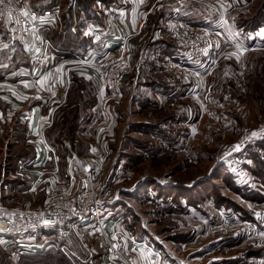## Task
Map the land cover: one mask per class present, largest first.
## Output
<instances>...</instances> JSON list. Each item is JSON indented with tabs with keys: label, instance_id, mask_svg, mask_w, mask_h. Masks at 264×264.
<instances>
[{
	"label": "rangeland",
	"instance_id": "1",
	"mask_svg": "<svg viewBox=\"0 0 264 264\" xmlns=\"http://www.w3.org/2000/svg\"><path fill=\"white\" fill-rule=\"evenodd\" d=\"M14 1L30 12L27 1ZM186 1L198 4L195 16L213 15V31L199 17L203 25H178L176 33L159 30L153 39L152 30L168 23L167 15L183 16L180 8L172 12L171 6L157 5L141 30L139 48L130 58L124 50L131 64L118 93L108 97L101 90L97 104L93 89L90 95L80 81L85 86L79 90L76 84L71 92L76 99L65 108L69 130L60 138L57 126L52 136L63 143L57 147L60 155H81L95 165L97 178L106 181L103 218L120 224L141 243L127 246L131 260L264 264V0ZM30 2L57 8L64 12V20L77 24L95 23L126 4V0ZM165 8L172 15H162ZM261 19L263 24L254 26ZM4 23L0 14V25ZM51 30L53 34L58 28ZM195 32H202L211 47L201 65L181 63L175 55L165 60L159 53L163 45L158 41L182 49ZM0 189L6 210L29 205L27 199H16L12 187ZM29 234H46L38 242L44 251L41 262L32 259L25 264H111L96 227L79 231L80 239L64 228L18 235L30 239ZM88 251L90 259L80 262L77 258L85 259ZM16 258L11 255L9 260L17 264ZM6 262L0 257V264Z\"/></svg>",
	"mask_w": 264,
	"mask_h": 264
},
{
	"label": "crops",
	"instance_id": "2",
	"mask_svg": "<svg viewBox=\"0 0 264 264\" xmlns=\"http://www.w3.org/2000/svg\"><path fill=\"white\" fill-rule=\"evenodd\" d=\"M24 1H27L26 6L31 14L30 25L18 33L11 29L5 18L4 25H0V187H12L17 193L16 199H27L29 205L24 207L38 208L42 206L49 180L58 182L64 179L68 168L70 154L60 155L57 147L63 143L57 142V137L53 138L52 131L58 126L59 131L56 130V133L60 132L61 136H58L61 138L62 133L69 130L64 114L67 104L76 99V93L72 95L71 92L77 88L76 84L82 90L81 86L85 85L79 84L83 81L88 90L93 89L97 104L100 101V86L94 74L81 63L117 53L122 48L130 58L139 48L141 30L157 5L171 6L172 12L180 8L183 16L178 19L170 18L167 14L172 15V12H167L168 8H165L162 15L167 13L168 23L152 30L153 39H156L159 30L161 33H176L179 31L178 25L191 28L197 23L203 25L201 20H197L199 17L206 19L204 26L213 31V15L207 13L195 16L199 9L195 5L198 4L186 0H162L160 4L159 0H126L124 6L113 8L101 20L95 23L85 20L79 22L78 26L79 23L64 20V12L57 8H42L41 4ZM54 11L60 15L57 22L51 20V13ZM45 14L47 18L44 20L42 17ZM72 16L75 17L74 14ZM75 27L79 35L76 34ZM56 28L58 31L52 34L51 29ZM182 32L181 30L179 33ZM158 42V45H163L158 50L165 60L169 55L172 58L175 55L181 62L183 46L180 45V49L174 44L170 47L169 42ZM168 52L172 53L167 54ZM126 79L127 76L121 82ZM89 91L92 95L91 90ZM10 132L17 136H10ZM42 139L49 145L52 153L45 147ZM54 158L58 163L56 172ZM77 160L81 163L85 158L78 155ZM42 179H47V182H36ZM33 184L36 187L31 191ZM3 196L6 199L9 197L8 194ZM13 200L15 197L8 201ZM0 205L3 204L0 202ZM24 235H3L4 239L0 240V257L5 256L6 264H14L9 260L11 255H16L14 260L17 264H25L32 259L41 262L44 250L39 248L38 242L46 234H29L30 239L20 237Z\"/></svg>",
	"mask_w": 264,
	"mask_h": 264
},
{
	"label": "built area",
	"instance_id": "3",
	"mask_svg": "<svg viewBox=\"0 0 264 264\" xmlns=\"http://www.w3.org/2000/svg\"><path fill=\"white\" fill-rule=\"evenodd\" d=\"M0 14L17 33L30 25V13L14 0H0ZM59 18L60 15L56 11L51 13L53 22H57ZM210 51L208 38L202 32H195L184 42L181 63L183 61L197 67L207 59ZM81 64L94 74L103 94L114 97L118 93L122 76L130 69L131 62L124 55L122 48L118 54L95 57ZM42 142L51 151L44 139ZM73 162L77 163L75 170ZM57 164L54 158V172L57 171ZM36 182L40 184L47 182V179ZM35 187L33 184L31 191H34ZM105 187L104 178H97L95 165L93 166L90 161L80 163L76 156L70 154L64 179L58 182L49 180L41 207L6 210L0 205V235L28 234L64 228L80 239L79 231L96 227L111 264H140L127 256V252H130L127 246L131 243L133 245L141 243L135 242L120 224L107 223L103 218L102 195ZM90 254L88 251L85 259H77L82 263L87 262Z\"/></svg>",
	"mask_w": 264,
	"mask_h": 264
},
{
	"label": "trees",
	"instance_id": "4",
	"mask_svg": "<svg viewBox=\"0 0 264 264\" xmlns=\"http://www.w3.org/2000/svg\"><path fill=\"white\" fill-rule=\"evenodd\" d=\"M262 22H263L262 19H261V20H258V22H255V23H257V24H255L254 26L259 27L261 24H263ZM58 135H60V134L58 133ZM60 136H61V135H60Z\"/></svg>",
	"mask_w": 264,
	"mask_h": 264
}]
</instances>
